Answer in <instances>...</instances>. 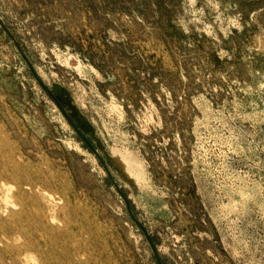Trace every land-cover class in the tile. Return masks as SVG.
Returning a JSON list of instances; mask_svg holds the SVG:
<instances>
[{
  "label": "rangeland",
  "instance_id": "obj_1",
  "mask_svg": "<svg viewBox=\"0 0 264 264\" xmlns=\"http://www.w3.org/2000/svg\"><path fill=\"white\" fill-rule=\"evenodd\" d=\"M59 257L264 264V0H0V264Z\"/></svg>",
  "mask_w": 264,
  "mask_h": 264
},
{
  "label": "bare ground",
  "instance_id": "obj_2",
  "mask_svg": "<svg viewBox=\"0 0 264 264\" xmlns=\"http://www.w3.org/2000/svg\"><path fill=\"white\" fill-rule=\"evenodd\" d=\"M4 183V182H2ZM10 185V184H9ZM11 187H14L11 185ZM20 189H22L21 186H19ZM8 199V198H7ZM61 201V200H60ZM26 208H23L21 209V211L18 213V215H20V217L22 216H25L26 218V222L28 223V227H25L24 230H21L19 227L17 229V232L16 233H13L11 235H9L8 233H6V230H4L5 232V236L8 238V239H13V240H17L18 238H23L24 241L22 244H18V253H14V260H17L20 261V254L23 252V251H26V249H33L35 246V243L33 242V239H32V235L34 233V230H32L31 228V225H32V211L29 213L27 211H25ZM25 211V212H24ZM42 225L44 224L43 222H41ZM36 233H40L41 235V227H39L36 231ZM29 258H32L33 257H30V256H26L25 258H23L25 261L26 260H29ZM35 261V260H34ZM45 263L44 264H64V263H67L68 261L64 260L63 258L59 257L55 260H52L50 259V261L48 262V260H44Z\"/></svg>",
  "mask_w": 264,
  "mask_h": 264
}]
</instances>
